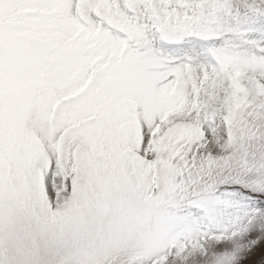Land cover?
<instances>
[{
	"label": "snow or ice",
	"instance_id": "6c2138e0",
	"mask_svg": "<svg viewBox=\"0 0 264 264\" xmlns=\"http://www.w3.org/2000/svg\"><path fill=\"white\" fill-rule=\"evenodd\" d=\"M0 264H264V0H0Z\"/></svg>",
	"mask_w": 264,
	"mask_h": 264
}]
</instances>
